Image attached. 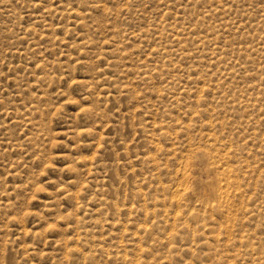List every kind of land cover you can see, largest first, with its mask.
I'll list each match as a JSON object with an SVG mask.
<instances>
[{
  "label": "rangeland",
  "instance_id": "1",
  "mask_svg": "<svg viewBox=\"0 0 264 264\" xmlns=\"http://www.w3.org/2000/svg\"><path fill=\"white\" fill-rule=\"evenodd\" d=\"M0 264H264V0H0Z\"/></svg>",
  "mask_w": 264,
  "mask_h": 264
},
{
  "label": "bare ground",
  "instance_id": "2",
  "mask_svg": "<svg viewBox=\"0 0 264 264\" xmlns=\"http://www.w3.org/2000/svg\"><path fill=\"white\" fill-rule=\"evenodd\" d=\"M239 106H240V105H239ZM224 172H225L226 174H228V178H231V177H232L231 174H232L233 171H231V169H229V167L225 168V169H224ZM234 172H235V171H234ZM237 179H238V178H237ZM226 183L229 184V181L227 180ZM231 184H232V183H231ZM236 184H237V181H234L232 186L235 185L236 188L239 189L238 185H236ZM178 186H179V185H178ZM235 186H234V187H235ZM224 187H225V186H224ZM222 188H223V187H221L219 190H222ZM227 188H228V186H227ZM227 188H226V189H227ZM226 189H225V190H226ZM225 190H222V191H225ZM227 190H229V189H227ZM177 192H178V189L176 190V193H177ZM228 192H229V191H228ZM228 192L225 191V193H224L225 196H227V197H228ZM220 194H221V193H220ZM222 195H223V194H222ZM225 196H223V197L225 198ZM241 196H242V195H241ZM227 197H226V198H227ZM238 198H239V197H238ZM221 199H222V198H221ZM239 199H240V198H239ZM223 200H224V199H223ZM227 201H228V200H227ZM233 201H234V200H233ZM229 202H230V201H229ZM230 204H231V203H230ZM230 204H229V205H230ZM232 204H233V203H232ZM227 205H228V203H227ZM234 206H235V205H234ZM150 210H151V209H150ZM165 212H166V211H165ZM175 212H176V211H175ZM193 213H194V212H193ZM166 214H167V213H166ZM150 215H151V214H150ZM164 215H165V213H164ZM167 215H168V214H167ZM167 215H166V216H167ZM152 216H153V215H152ZM224 216H225V215H224ZM165 220H166V219H165ZM231 222H232V221H231ZM157 224H158V223H157ZM182 227H183V226H182ZM225 229H226V228H225ZM186 231H187V230H186ZM220 231H221V230H220ZM138 232H139V231H138ZM195 232H196V231H195ZM213 232H214V231H213ZM170 234H171V233H170ZM173 235H174V234H173ZM170 236H171V235H170ZM213 237H214V236H213ZM242 237H243V236H242ZM172 238H173V237H172ZM247 238H248V237H247ZM249 239H250V238H249ZM219 240H220V239H219ZM215 241H216V240H215ZM245 242H246V241H245ZM245 242H244V243H245ZM239 243H241V242H239ZM234 244H236V243H234ZM249 244H250V243H249ZM242 245H243V244H242ZM242 245H241V246H242ZM246 249H247V248H246ZM247 250H248V249H247ZM172 251H173V250H172ZM258 251H259V250H258ZM220 252H221V251H220ZM248 252H249V251H248ZM248 252H247V254H248ZM239 254H240V253H239ZM247 254H246V255H247Z\"/></svg>",
  "mask_w": 264,
  "mask_h": 264
}]
</instances>
